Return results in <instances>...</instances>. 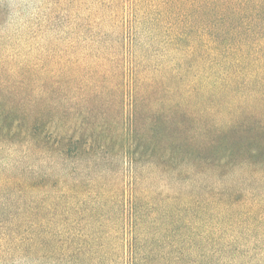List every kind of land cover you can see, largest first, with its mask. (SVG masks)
Masks as SVG:
<instances>
[{
	"label": "trees",
	"instance_id": "trees-1",
	"mask_svg": "<svg viewBox=\"0 0 264 264\" xmlns=\"http://www.w3.org/2000/svg\"><path fill=\"white\" fill-rule=\"evenodd\" d=\"M224 26L231 28L147 35L160 47L147 44L141 60L130 50L128 73L111 74L97 64L101 71L86 85L88 113L78 140L48 131L55 114L51 105L41 106V97H23L31 103L29 112L14 110L13 89L21 80H9L17 72L0 61V215L27 218L11 199L31 193V207L39 205L31 211L38 218L25 240L31 245L38 240L33 228L46 221L43 258L70 262L64 246L75 238L87 242L90 233L99 252L102 228L110 224L103 220L114 211L103 200L116 198L118 187L101 174L93 179L87 173L83 181L66 178L62 172L70 157L86 159L90 172L121 155L128 163L129 202L117 203L115 210L129 221L128 264H159L155 249L163 244L177 255L176 264H194L187 252L190 246L200 250V241L211 244L218 264L227 250L219 246L218 232L243 222L254 228L264 223V15L233 17ZM127 37L131 49L136 36ZM149 53L162 57L159 68L146 64ZM106 90L117 111L112 120L102 97ZM2 154L18 160L4 166ZM103 186L110 189L96 190ZM67 192H88L90 206L78 214L76 202L66 201ZM70 214L77 217L76 228L81 220L89 222L83 228L88 234L59 239ZM17 234L0 226L4 254L17 243ZM68 240L63 249L57 245ZM230 246L234 259L239 250Z\"/></svg>",
	"mask_w": 264,
	"mask_h": 264
},
{
	"label": "rangeland",
	"instance_id": "rangeland-1",
	"mask_svg": "<svg viewBox=\"0 0 264 264\" xmlns=\"http://www.w3.org/2000/svg\"><path fill=\"white\" fill-rule=\"evenodd\" d=\"M250 15H264V0H0V61H4L8 70L17 72L10 74L9 80H21L12 88L15 93L14 110L29 112L31 103L22 101L23 97H41V106L48 108L51 105L55 114L48 131L55 134L63 132L60 133L62 136L78 140L82 138L83 118L88 113V105L85 103L88 92L86 85L90 77L94 74L98 77L97 71H101L96 70L97 64L101 68L112 70L111 74L117 75V70L128 73L131 51L134 52V57L141 60L149 44L155 45L153 48L160 47L159 42H150L147 35L223 30L231 28L224 26L226 20ZM132 34L136 39L130 49L127 36ZM147 57L146 64L149 67L159 68L162 57L150 53ZM44 66L48 68L47 71H43ZM31 80L35 82L32 86ZM114 93H117L116 90ZM6 97L9 98L7 95ZM102 97L109 103L106 112L109 120H112L117 111L115 104L108 100V90ZM110 129L115 131L116 124H111ZM1 157L4 166L13 165L18 160L17 156L8 158L2 154ZM108 161L90 172L85 171L88 166L86 159L75 160L70 157L67 169L63 168L62 175L68 179L75 176L83 181L87 173L93 179L101 174L107 183L112 182L118 187L116 198L115 195H109L111 198L103 200L114 209L111 214H107L110 219L103 220L110 223L102 228V238L98 241L104 244V248L98 252L90 242L91 233L87 242L83 241L84 237L75 238L73 245L64 246L65 251L72 256L71 261L65 264L129 263L126 245L130 232L129 221L124 214L117 215L115 211L117 203L125 207L129 202V166L122 155ZM25 164L24 167L30 163ZM108 189L110 188L103 186L96 190ZM88 195V192H83V196L67 192L66 201L76 202L72 206L76 207L79 214L90 206ZM33 198L29 193L16 195L11 199L16 204L15 207L27 212V218L16 214L0 215V226H4L6 232H18L15 236L17 243L11 244L12 249L5 254L6 243L0 237V264H52L43 258L44 251L40 252L46 250L48 245L46 221L44 226L33 228L34 234L40 236L38 240L32 245L25 240L26 237H31V226H35L38 218L31 211L39 206L35 203L31 207ZM65 218L66 232L63 231L59 239L88 234L83 228L89 222L81 220L77 222L81 227L76 228L77 224L72 222L76 221L75 214L66 215ZM249 223L243 222L240 226L235 224L232 225L235 230L217 233L219 246L227 248L225 258L218 264H264V223L255 228ZM64 243L71 242L60 241L57 245L63 249ZM198 244L202 246L200 250L195 249L193 252V246H190L188 257L198 264H214L218 254L214 255L210 250L211 244L203 241ZM228 244L232 245L230 248L239 250L234 259V251L229 250ZM166 245L155 249L159 264H176L177 255L174 254L173 258L172 248ZM70 248L75 251H69Z\"/></svg>",
	"mask_w": 264,
	"mask_h": 264
}]
</instances>
